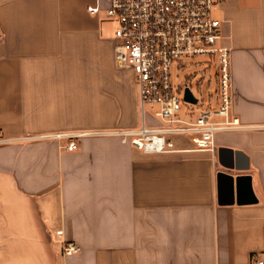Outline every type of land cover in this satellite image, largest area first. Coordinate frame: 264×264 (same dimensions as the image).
<instances>
[{
  "label": "crops",
  "instance_id": "obj_1",
  "mask_svg": "<svg viewBox=\"0 0 264 264\" xmlns=\"http://www.w3.org/2000/svg\"><path fill=\"white\" fill-rule=\"evenodd\" d=\"M106 6L0 0V264L264 261V0L217 8L231 56L229 117L241 127L215 133V154L187 135L145 153L113 133L144 118L133 72L115 63ZM219 149L250 175L252 202H219L216 176L229 172ZM61 238L79 252L62 255Z\"/></svg>",
  "mask_w": 264,
  "mask_h": 264
},
{
  "label": "built area",
  "instance_id": "obj_2",
  "mask_svg": "<svg viewBox=\"0 0 264 264\" xmlns=\"http://www.w3.org/2000/svg\"><path fill=\"white\" fill-rule=\"evenodd\" d=\"M103 1L107 3L105 17L115 23V63L133 72L144 118L138 130L113 133L145 153L172 150V136L187 135L198 149L215 154V133L241 127L236 117H229L231 56L230 49L219 43L220 20L216 16L223 0ZM100 6H87V11L98 14ZM3 40L4 33L0 30V44ZM191 56L217 57L219 100L215 108L202 109L194 120H187L178 115L180 96L173 90L171 66L174 60ZM147 113L153 116L157 126L146 127ZM47 136L59 138L63 135ZM78 146L71 140L65 148L74 151ZM55 234L62 237L63 231L56 230ZM59 248L62 255L80 250L76 243L63 238ZM252 264H264V261L254 260Z\"/></svg>",
  "mask_w": 264,
  "mask_h": 264
},
{
  "label": "rangeland",
  "instance_id": "obj_3",
  "mask_svg": "<svg viewBox=\"0 0 264 264\" xmlns=\"http://www.w3.org/2000/svg\"><path fill=\"white\" fill-rule=\"evenodd\" d=\"M218 67V60L215 56H191L172 62V84L173 90L180 96L178 114L180 117L193 116L202 109L208 110V108L216 107L217 100H219ZM185 87H188L194 97L198 99L196 104L192 105L182 100ZM146 116V125L157 126L153 121V116H150L149 113ZM150 117H152L153 125L149 124Z\"/></svg>",
  "mask_w": 264,
  "mask_h": 264
},
{
  "label": "water",
  "instance_id": "obj_4",
  "mask_svg": "<svg viewBox=\"0 0 264 264\" xmlns=\"http://www.w3.org/2000/svg\"><path fill=\"white\" fill-rule=\"evenodd\" d=\"M183 100L195 104L198 99L195 98L190 89L186 87L183 91ZM224 151V149H219L218 156L220 163L226 167L229 172H225L224 170L218 171L217 173V193L218 198L221 200L219 202L225 204L232 203L234 200L239 204L252 202L255 198L252 191L250 175L239 173L241 168H239L237 164L233 166L224 163L222 161V153L224 154Z\"/></svg>",
  "mask_w": 264,
  "mask_h": 264
}]
</instances>
